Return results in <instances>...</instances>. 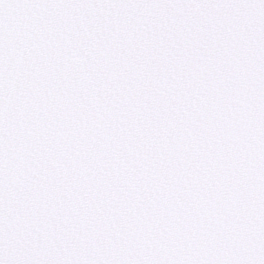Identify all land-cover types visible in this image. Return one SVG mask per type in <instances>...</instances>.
Listing matches in <instances>:
<instances>
[{"label": "snow or ice", "instance_id": "6c2138e0", "mask_svg": "<svg viewBox=\"0 0 264 264\" xmlns=\"http://www.w3.org/2000/svg\"><path fill=\"white\" fill-rule=\"evenodd\" d=\"M0 264H264V0H0Z\"/></svg>", "mask_w": 264, "mask_h": 264}]
</instances>
